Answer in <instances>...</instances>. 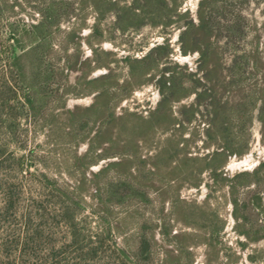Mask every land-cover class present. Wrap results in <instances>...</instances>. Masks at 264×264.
<instances>
[{"label": "rangeland", "instance_id": "374dc122", "mask_svg": "<svg viewBox=\"0 0 264 264\" xmlns=\"http://www.w3.org/2000/svg\"><path fill=\"white\" fill-rule=\"evenodd\" d=\"M47 1L53 2L0 0V146L6 148L5 151L0 148V162H3L0 225L7 234H15L14 242L24 228L20 217L4 219L3 189L11 181L22 192L21 214H34L36 219L31 222L39 225L41 231L36 255L21 256L14 244L6 251L2 246L0 264H264V169L256 175L239 177L242 173H253L264 162V140L257 112L249 125L252 138L248 152L242 158L230 159L218 181L205 173L204 185L199 189L179 191V182L170 189L163 176L151 178L152 184L145 186L146 189L133 184L122 186L121 182L129 184L125 171L117 174V169L109 166L117 157L100 158L101 149L91 141L94 133L86 143L78 145L80 137L71 140L65 125L67 110L88 107L93 101L92 96L81 95L87 93L83 86L77 85L75 96H71V84L79 78V73L67 69L71 62L67 56L74 52L68 36L87 17L86 27L81 31L82 38H87L93 31L96 14L89 8L80 9L77 0ZM201 1L176 0L180 11L188 12V18L177 19L178 24L167 29L162 24H142L128 34L115 35L113 16L107 15L100 22L103 36L117 38L119 44L110 40L103 42L98 59L106 62L111 58L104 55L106 52L114 55L113 59L120 61L116 69L122 79L127 76L122 59L142 58L154 46L168 42L173 49V61H162L159 69L165 66L172 69L176 62L181 68L175 71L183 72L184 68L198 73V54L182 55L179 34L190 18L198 21ZM207 5L206 12L218 35L215 44L226 66L234 62L236 55L252 51L254 41L258 42L259 50L264 48V0H209ZM238 18L244 22L243 38L237 30ZM39 22H45L44 27L31 28ZM34 46L40 48L36 54L28 55L23 61L15 59L23 50ZM81 48L84 57L92 55L85 43ZM42 53L44 57L40 61ZM39 64L43 65V74ZM248 70L253 71L251 66ZM104 73L106 69L101 68L94 76ZM249 83L255 90L261 87L259 78L254 77ZM139 86L131 92L117 91L113 104L121 97L124 99L115 106L116 112L126 110L143 117L150 115L160 94L151 82ZM193 99L191 96L175 104L174 110L192 103ZM63 101L64 108L60 107ZM203 118L197 117L186 126L185 137H191L188 153L192 156H205L213 151L203 148L206 128ZM160 133H156V139L162 141L166 133ZM139 151L141 159L148 158L154 153L152 143L143 145ZM87 152L90 154L85 164L89 169L83 176L84 168L76 163V156ZM136 165L137 161L131 172L133 176L135 172L142 179L150 175V166L141 173L135 169ZM102 169L105 172L96 177ZM46 178L54 181L57 189ZM231 182L236 184L234 189L230 188ZM234 199L239 200L240 214L247 218L245 227L233 218ZM253 204L258 209H253ZM32 206L38 208V215ZM200 207L208 214L207 227L216 228V241L196 230L193 221L189 223L191 227L185 225L181 212ZM176 209L180 210L177 215ZM71 210L75 213L73 223ZM71 224H76L79 244H73ZM239 226L249 233L251 240L258 239L257 242L240 235Z\"/></svg>", "mask_w": 264, "mask_h": 264}, {"label": "trees", "instance_id": "16d2710c", "mask_svg": "<svg viewBox=\"0 0 264 264\" xmlns=\"http://www.w3.org/2000/svg\"><path fill=\"white\" fill-rule=\"evenodd\" d=\"M39 1L48 2V4L53 2ZM77 1L80 9L89 8L96 14V23L92 27V33L87 38H82L81 31L83 27H86L87 19L84 17L81 20V26L73 28L68 36L74 52L67 56L71 59L67 69L79 73V78L74 84H71V96H75L74 91L77 85L83 86L87 93L81 95H90L93 101L88 107L75 106L73 109L67 110L65 125L68 127L71 140L80 137L78 145L86 143L91 133H94V138H92L94 140L91 141L95 142L96 148L101 149L100 158L117 157V160L111 162L109 166L117 169V174L125 171L124 177L129 179V184L121 182L122 186L130 185L129 187H131L133 184L139 189H146L145 186L150 187L152 184L151 178L163 176L167 180H165L166 186L169 185L167 187L170 189L175 187L176 182H179L177 186L179 191L183 188L199 189L204 185L205 173H209V176L218 181V178L222 177L221 172L226 168L230 159L242 158L248 152L249 140L252 138L249 125L255 120L253 117L255 112H257L256 118L261 124V134L264 140V48L259 50L258 42L254 41L252 51L236 55L234 62L226 66L218 53L219 47L216 45L217 43L215 44L217 32L215 27H212L210 16L206 12L209 0L200 2L197 12L198 21L195 22L194 19L190 18L179 34L182 55L198 54V73H191L184 68H182L183 72L175 71L181 68L176 62L172 65V69L167 68V66L159 69L162 61H173L171 58L173 49L166 42L151 48L142 58L122 59L127 69V76L122 79L119 77L122 75H119L116 69L120 61L113 59L114 55L106 52L104 55L107 58L111 57L108 58V61L102 62L98 59L97 54L101 51L99 47L103 42L110 40L119 44L117 38L103 36L104 33L100 27L101 20H104L107 15H112L114 19L113 33L122 35L139 29L142 24L151 26L162 24L166 29L176 26L180 21L177 19L188 18V12H181L176 0ZM241 18L237 19L236 26L243 38L244 22L240 20ZM44 24L45 22H39L32 25L31 28L39 30L44 27ZM231 33L233 35V32ZM83 43L90 47L91 56H83L81 51ZM38 49L40 48L23 50L22 54L15 59L23 61L28 55L34 52L36 54ZM43 57L42 53L40 61ZM250 66L253 69L252 72L248 70ZM38 68L43 74V65L39 64ZM101 68L106 69V73L94 76V73ZM61 74L63 75V72ZM254 77L259 78L261 82L259 90H255L253 85L249 83ZM148 82H151L160 94L156 108L150 112L148 117L126 110L123 113L115 111V106H119L118 103L124 99L121 97L117 104H113L117 91L131 92L136 85L140 87L139 84ZM77 96L79 95L76 94ZM191 96H194L192 103L181 105L177 111L174 110L175 104ZM29 103L31 104L32 100H29ZM64 106L65 102L63 101L60 107L64 108ZM201 116L204 117L203 121L206 124L202 139L203 148L213 149V151L205 156H192L188 153L191 137H185L186 126ZM236 125H238L237 129L235 128ZM159 131L166 133V138L162 141L156 139V133ZM154 140L157 141L155 144L152 142ZM151 143L154 153L148 158H142L144 159L142 160L139 149L143 145H151ZM1 147L5 151L6 148ZM94 148H91V151ZM90 152L83 156H76V163L81 164L84 168L83 176L89 169V165L87 166L85 161H87ZM134 161L138 162L135 169L137 168L141 173L145 172L147 165L150 166V175L142 179L143 176H138L135 172V176H133L131 172L132 169L134 170ZM2 165L3 162H0V166ZM263 169L264 162H261L253 173H242L239 177L259 174ZM104 172L105 169H102L95 176H100ZM47 180L57 189L54 181ZM235 185L231 182L230 188L234 189ZM100 191L102 192L101 189ZM66 194L63 193V195ZM21 197L22 192L18 185L11 183V181L10 183L9 181L6 182V188L3 189L4 219L10 221L20 217L24 223V228L20 229V233L14 242L13 236L15 234L13 235L11 232L7 234L4 227L0 225V232H2L0 247L5 246L6 251L13 248L14 244L16 251L20 252L21 256L36 255L38 245L41 243L39 240L41 236L40 227L39 225L34 226L31 222L32 219H36L34 214H21ZM257 199L260 201V196H257ZM178 202L185 203L184 201ZM34 203L36 205V201ZM76 204L78 203L76 202ZM232 205L234 207L233 218L238 224L243 222L242 225L245 227L248 222L246 216L240 214L239 200H232ZM253 206V209H258L256 204ZM33 209L38 215L40 212L38 208L33 207ZM68 210L70 209H66L67 215H69ZM174 213L177 215L180 210L176 209ZM181 213L186 219V226L193 224V221L196 223L194 224L196 230L199 229L204 235L211 237L213 241L217 240L218 234L215 226L207 227L206 225L209 218L205 208H189ZM74 215V211L71 210L72 223L74 222ZM240 228L242 226L237 229L239 234L251 240L249 233ZM71 231L73 232V244H79L76 224H71ZM175 235H177L176 238H179L178 234ZM257 240L252 239L251 241L257 242Z\"/></svg>", "mask_w": 264, "mask_h": 264}]
</instances>
